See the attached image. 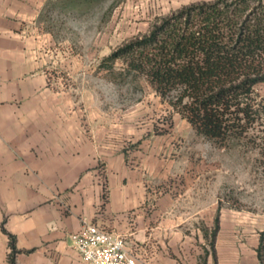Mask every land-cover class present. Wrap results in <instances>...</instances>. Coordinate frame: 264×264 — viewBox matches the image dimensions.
<instances>
[{
  "label": "crops",
  "instance_id": "0c3cea01",
  "mask_svg": "<svg viewBox=\"0 0 264 264\" xmlns=\"http://www.w3.org/2000/svg\"><path fill=\"white\" fill-rule=\"evenodd\" d=\"M51 1L0 0V264H89L73 246L83 223L123 236L136 264H256L262 227L251 242L207 241L210 211L192 205L200 164L182 144L195 133L179 114L121 109L70 55L56 65L41 21ZM201 167L208 187L215 166Z\"/></svg>",
  "mask_w": 264,
  "mask_h": 264
},
{
  "label": "trees",
  "instance_id": "16d2710c",
  "mask_svg": "<svg viewBox=\"0 0 264 264\" xmlns=\"http://www.w3.org/2000/svg\"><path fill=\"white\" fill-rule=\"evenodd\" d=\"M118 59L125 64L119 81L143 77L196 136L218 147L239 143L263 125L257 87L264 83V0H214L155 18L103 63ZM217 229L215 217L210 246ZM255 257L264 264V225Z\"/></svg>",
  "mask_w": 264,
  "mask_h": 264
},
{
  "label": "rangeland",
  "instance_id": "374dc122",
  "mask_svg": "<svg viewBox=\"0 0 264 264\" xmlns=\"http://www.w3.org/2000/svg\"><path fill=\"white\" fill-rule=\"evenodd\" d=\"M172 12L161 8L157 0H54L47 5L41 21L43 31L50 36L57 66L70 55L72 66L87 69V82H97L104 101L112 100L123 109L148 100L153 114L163 115L167 114L164 106H169L143 77L128 75L119 81L118 74L125 68L122 60L103 62L118 47L145 34L155 18ZM184 129L180 125L177 130ZM182 144L185 159L200 164L194 192L199 202L192 205L204 213L210 211V232L214 230V218H218L213 245L240 239L251 242L253 230L264 225V121L246 139L227 147H218L196 135L183 139ZM191 148L194 155L188 154ZM209 164H214L216 170L207 187V173H201V166ZM209 249L213 257V248Z\"/></svg>",
  "mask_w": 264,
  "mask_h": 264
},
{
  "label": "built area",
  "instance_id": "2783aa9c",
  "mask_svg": "<svg viewBox=\"0 0 264 264\" xmlns=\"http://www.w3.org/2000/svg\"><path fill=\"white\" fill-rule=\"evenodd\" d=\"M73 246L89 264H136V257L126 247L125 238L94 223H83L73 236Z\"/></svg>",
  "mask_w": 264,
  "mask_h": 264
}]
</instances>
